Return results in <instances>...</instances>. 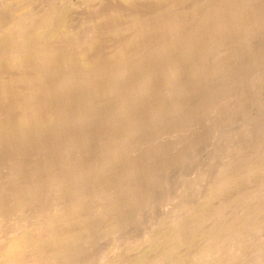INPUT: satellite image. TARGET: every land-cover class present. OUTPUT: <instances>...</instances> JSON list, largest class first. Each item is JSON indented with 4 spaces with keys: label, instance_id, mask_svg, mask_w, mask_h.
<instances>
[{
    "label": "bare ground",
    "instance_id": "1",
    "mask_svg": "<svg viewBox=\"0 0 264 264\" xmlns=\"http://www.w3.org/2000/svg\"><path fill=\"white\" fill-rule=\"evenodd\" d=\"M258 1L0 7V264H264Z\"/></svg>",
    "mask_w": 264,
    "mask_h": 264
},
{
    "label": "rangeland",
    "instance_id": "2",
    "mask_svg": "<svg viewBox=\"0 0 264 264\" xmlns=\"http://www.w3.org/2000/svg\"><path fill=\"white\" fill-rule=\"evenodd\" d=\"M9 1H13V0H0V7H2V6H4L5 5V3L6 2H9ZM17 1V0H16ZM59 0H41V3H42V5L44 6V7H57L58 6V2ZM64 3H70V2H72L73 0H62ZM263 0H261V1H258V3H260V2H262ZM36 4H39V3H35L31 8L29 7V8H27V9H16V11H14V13L13 14H15V13H17L16 14V16H18V17H20L21 18V20H23V18H25V17H27V14L29 13H31L36 7H37V5ZM20 11V12H19ZM28 17L30 18V15H28ZM51 23H53V22H51ZM16 25V23L13 21V18H10V17H8V18H5L1 23H0V26H6L7 28H9L10 26H12V28H13V26H15ZM51 62H52V65H57V60H56V55H55V52H53V56H52V59H51ZM31 72H32V74L35 72L34 70H32L31 69ZM56 78H59L58 76L56 77ZM58 82H60V81H58ZM175 89H179V87H177V88H175ZM184 102H189V101H187V100H184ZM113 105H115V102H109L108 103V106L110 107V109H109V111L112 109V107L111 106H113ZM210 106H212V105H209L208 106V110L210 111V110H212L213 108L212 107H210ZM22 107H23V109L25 110L26 109V104H24V105H22ZM111 112V111H110ZM200 114H203L202 113V110H200V112H199ZM79 117H77V119H78ZM137 140V135L136 136H134L132 139H130L129 140V142H133L134 144H138L139 143V141H136ZM10 226V232H12V230H13V228H14V226L12 225V224H10L9 225ZM111 235V234H110ZM109 234H107V237L108 236H110ZM111 236H113L114 237V235H111ZM106 240V239H105ZM104 240V241H105ZM108 240V239H107Z\"/></svg>",
    "mask_w": 264,
    "mask_h": 264
}]
</instances>
